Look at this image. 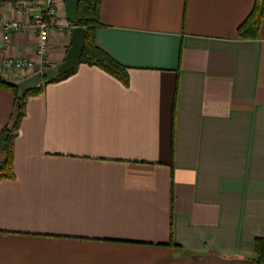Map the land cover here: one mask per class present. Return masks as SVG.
Returning a JSON list of instances; mask_svg holds the SVG:
<instances>
[{
    "label": "crops",
    "instance_id": "1",
    "mask_svg": "<svg viewBox=\"0 0 264 264\" xmlns=\"http://www.w3.org/2000/svg\"><path fill=\"white\" fill-rule=\"evenodd\" d=\"M45 69L69 45L62 0ZM19 0L6 56L37 59ZM255 0H100L94 42L124 84L77 63L25 97L0 176V264H256L264 242V14ZM19 9V10H18ZM0 68V76L16 79ZM0 87V130L14 105ZM2 156L0 153V160Z\"/></svg>",
    "mask_w": 264,
    "mask_h": 264
},
{
    "label": "trees",
    "instance_id": "2",
    "mask_svg": "<svg viewBox=\"0 0 264 264\" xmlns=\"http://www.w3.org/2000/svg\"><path fill=\"white\" fill-rule=\"evenodd\" d=\"M3 0H0V3ZM100 0H79L77 7V19L75 25L84 27L86 35L84 38V48L80 54L77 63H87L95 65L102 70L114 75L124 84L128 83L126 70L118 63L113 61L108 55L97 47L94 42V31L99 26V6ZM264 14V0H255L254 8L250 11L248 17L239 25L238 32L241 36L255 35ZM76 63V64H77ZM75 66L65 73H56L51 81L60 80L72 73ZM6 78L0 76V87L10 88L14 95V105L8 122L0 130V176L12 177V159H13V139L18 130L19 123L24 115L25 97L41 91L44 82L48 81L43 78L39 88L28 90L24 95H19L16 88L6 84ZM256 264H264V242L257 240L256 245Z\"/></svg>",
    "mask_w": 264,
    "mask_h": 264
},
{
    "label": "built area",
    "instance_id": "3",
    "mask_svg": "<svg viewBox=\"0 0 264 264\" xmlns=\"http://www.w3.org/2000/svg\"><path fill=\"white\" fill-rule=\"evenodd\" d=\"M18 8L29 12L35 10L30 16L32 27L36 34L37 42L35 53L37 59L25 56H6L1 60L0 68L11 73H28L34 71L45 70V58L49 45L50 31L57 27L56 17L57 10L54 0H19ZM18 9V10H19ZM24 26L15 20L0 22V29L2 30V48L6 51L10 46V34L17 31Z\"/></svg>",
    "mask_w": 264,
    "mask_h": 264
},
{
    "label": "water",
    "instance_id": "4",
    "mask_svg": "<svg viewBox=\"0 0 264 264\" xmlns=\"http://www.w3.org/2000/svg\"><path fill=\"white\" fill-rule=\"evenodd\" d=\"M65 5L67 17L73 24L70 28L69 47L63 58V61L56 68H47L43 71H34L31 74L16 78L7 79L6 84L16 88L19 95H24L28 90L37 89L41 86L43 78L47 80L53 79L56 73H65L71 70L77 61L84 48V38L86 29L84 27L76 26L77 7L79 0H62Z\"/></svg>",
    "mask_w": 264,
    "mask_h": 264
}]
</instances>
